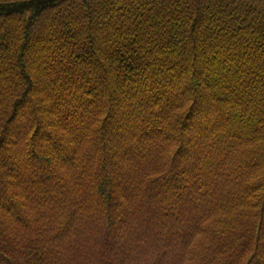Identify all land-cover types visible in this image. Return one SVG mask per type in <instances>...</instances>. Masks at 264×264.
<instances>
[{
  "label": "trees",
  "instance_id": "16d2710c",
  "mask_svg": "<svg viewBox=\"0 0 264 264\" xmlns=\"http://www.w3.org/2000/svg\"><path fill=\"white\" fill-rule=\"evenodd\" d=\"M0 264H264V0H0Z\"/></svg>",
  "mask_w": 264,
  "mask_h": 264
}]
</instances>
